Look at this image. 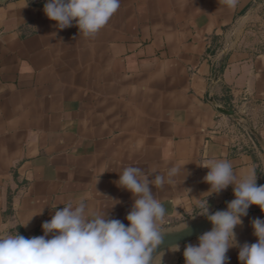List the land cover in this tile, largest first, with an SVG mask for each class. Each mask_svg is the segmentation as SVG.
Instances as JSON below:
<instances>
[{
	"label": "crops",
	"instance_id": "0c3cea01",
	"mask_svg": "<svg viewBox=\"0 0 264 264\" xmlns=\"http://www.w3.org/2000/svg\"><path fill=\"white\" fill-rule=\"evenodd\" d=\"M46 2L0 0V234L43 236L55 210L81 201L128 225L133 196L114 182L129 166L165 177L152 187L162 231L205 217L194 198H207L206 160L264 185L261 148L218 109L264 140V0H120L90 37L75 21L58 29ZM178 163L186 172L169 177ZM233 199L232 186L213 194L209 212ZM257 218L235 228L241 246L257 242Z\"/></svg>",
	"mask_w": 264,
	"mask_h": 264
},
{
	"label": "clouds",
	"instance_id": "9594fccd",
	"mask_svg": "<svg viewBox=\"0 0 264 264\" xmlns=\"http://www.w3.org/2000/svg\"><path fill=\"white\" fill-rule=\"evenodd\" d=\"M119 8L120 0H47L43 11L58 29L71 27L75 21L79 33L90 37ZM185 166L174 165L168 176L186 172ZM200 167L209 169L203 179L210 188L201 196H206L205 200L194 199L213 227L198 237V244L185 246V264H228L231 248H239L240 264H264V220L252 221L256 243L241 246L235 232L251 206L264 212V185H257L255 171L238 173L227 159L206 160ZM114 183L133 196L134 203L126 216L128 225L110 219L107 213L90 215L83 201L76 206L69 202L43 223V236L0 234V264H163L164 253H157V249L165 237L161 223L166 209L152 187L162 186L165 177L155 175L149 179L139 167L129 166ZM229 186L233 187L235 199L227 204V210L210 213L208 198ZM118 203L115 201L114 206ZM188 227L185 222L177 233ZM169 250L179 251V245L173 244Z\"/></svg>",
	"mask_w": 264,
	"mask_h": 264
},
{
	"label": "water",
	"instance_id": "95a60500",
	"mask_svg": "<svg viewBox=\"0 0 264 264\" xmlns=\"http://www.w3.org/2000/svg\"><path fill=\"white\" fill-rule=\"evenodd\" d=\"M218 109L221 113L231 117L232 119L249 129L250 134L257 140L258 145L261 148L262 159L264 163V140L262 139V137L255 131L254 128L247 126L242 117L238 115L234 109H227L225 107H219ZM230 201L223 203L214 212L227 210V204ZM257 210H260V208L258 206L253 205L249 208L248 212H253ZM184 223L162 231L165 237L162 245L157 249V253H164L163 264H178L176 257V253L178 251H170L169 249L171 245L177 244L179 245L180 249L183 245L190 243L191 241L198 240V237L200 235L207 231H210L213 227V225L207 220L206 217H193L190 220L186 221L189 226L188 229L183 232L177 233V229H179Z\"/></svg>",
	"mask_w": 264,
	"mask_h": 264
},
{
	"label": "rangeland",
	"instance_id": "374dc122",
	"mask_svg": "<svg viewBox=\"0 0 264 264\" xmlns=\"http://www.w3.org/2000/svg\"><path fill=\"white\" fill-rule=\"evenodd\" d=\"M244 132H245L247 135H249V136L251 137L252 140H254V142L256 143V145H258L257 140H256V139L250 134V131H249V129H248L247 127L245 128ZM258 146H259V145H258Z\"/></svg>",
	"mask_w": 264,
	"mask_h": 264
},
{
	"label": "trees",
	"instance_id": "16d2710c",
	"mask_svg": "<svg viewBox=\"0 0 264 264\" xmlns=\"http://www.w3.org/2000/svg\"><path fill=\"white\" fill-rule=\"evenodd\" d=\"M28 1H30L31 3H34V0H28ZM42 2H39L38 4H41Z\"/></svg>",
	"mask_w": 264,
	"mask_h": 264
},
{
	"label": "built area",
	"instance_id": "2783aa9c",
	"mask_svg": "<svg viewBox=\"0 0 264 264\" xmlns=\"http://www.w3.org/2000/svg\"><path fill=\"white\" fill-rule=\"evenodd\" d=\"M262 29H263V31H264V23H263V25H262Z\"/></svg>",
	"mask_w": 264,
	"mask_h": 264
}]
</instances>
